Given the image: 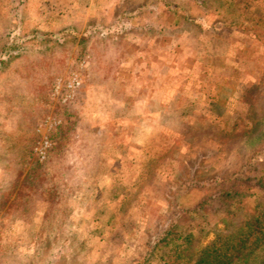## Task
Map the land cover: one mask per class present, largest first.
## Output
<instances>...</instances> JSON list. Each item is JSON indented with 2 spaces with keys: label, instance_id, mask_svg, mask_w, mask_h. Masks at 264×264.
<instances>
[{
  "label": "rangeland",
  "instance_id": "374dc122",
  "mask_svg": "<svg viewBox=\"0 0 264 264\" xmlns=\"http://www.w3.org/2000/svg\"><path fill=\"white\" fill-rule=\"evenodd\" d=\"M240 171L264 180V0H0V264L235 253ZM237 183L229 227L185 214Z\"/></svg>",
  "mask_w": 264,
  "mask_h": 264
},
{
  "label": "trees",
  "instance_id": "16d2710c",
  "mask_svg": "<svg viewBox=\"0 0 264 264\" xmlns=\"http://www.w3.org/2000/svg\"><path fill=\"white\" fill-rule=\"evenodd\" d=\"M247 174H243V171L236 173L235 177L240 182V180L249 181L251 179L256 180V186H259L264 190V180L262 179H254V176H245ZM239 187L230 186L227 188L221 189L217 194L210 195L207 198H204L197 206L191 209H185L184 212L187 216H191L194 212L197 213L200 209H203L205 206L214 207L215 210L221 212V223H223L226 227H229L230 223L235 222V217L238 212L230 209L234 202L239 201V195L244 194L247 189H241L240 183H237ZM240 195V196H241ZM251 214L245 215V221L240 225V230L244 229V235L236 240L241 246L235 253H229L228 250L226 252H221L219 254L214 255V259L210 256L211 252L213 253L216 247V241L208 242L205 247H203L199 254L196 255H188V257L195 256L196 260L193 264H264V197L260 199L255 208L250 209ZM176 223L173 222L171 228L175 226ZM168 231V232H169ZM173 231V230H172ZM195 231V232H194ZM167 233V231H165ZM206 227L194 228L191 232H187L185 234L178 232L171 238V240H181L183 242L180 243L181 251L186 250L188 245H191L192 240L196 238V236L207 233ZM225 232V233H224ZM178 234V235H177ZM217 236H220L221 239L224 240V243L221 246L226 245L225 242L235 237L231 232L225 230H219L217 232ZM231 237V238H230ZM220 239V240H221ZM223 240H221L223 242ZM188 244V245H187ZM232 248L235 246L231 245ZM186 248V249H185ZM227 249L230 248V245H227ZM231 248V249H232ZM187 255V254H186Z\"/></svg>",
  "mask_w": 264,
  "mask_h": 264
},
{
  "label": "built area",
  "instance_id": "2783aa9c",
  "mask_svg": "<svg viewBox=\"0 0 264 264\" xmlns=\"http://www.w3.org/2000/svg\"><path fill=\"white\" fill-rule=\"evenodd\" d=\"M74 84H75V83L71 84L70 86L72 87V86H74Z\"/></svg>",
  "mask_w": 264,
  "mask_h": 264
}]
</instances>
